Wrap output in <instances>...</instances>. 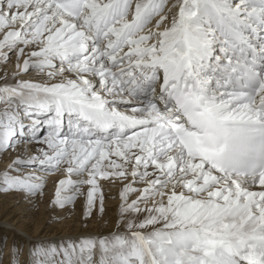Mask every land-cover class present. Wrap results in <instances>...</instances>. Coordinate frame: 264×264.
I'll list each match as a JSON object with an SVG mask.
<instances>
[{"label": "snow or ice", "instance_id": "obj_1", "mask_svg": "<svg viewBox=\"0 0 264 264\" xmlns=\"http://www.w3.org/2000/svg\"><path fill=\"white\" fill-rule=\"evenodd\" d=\"M247 158H264V0H0V194L117 217L26 264H264Z\"/></svg>", "mask_w": 264, "mask_h": 264}, {"label": "rangeland", "instance_id": "obj_2", "mask_svg": "<svg viewBox=\"0 0 264 264\" xmlns=\"http://www.w3.org/2000/svg\"><path fill=\"white\" fill-rule=\"evenodd\" d=\"M0 166H2V165H0ZM49 187L50 188L52 187L51 182L49 184ZM13 194H15V193H13ZM15 198H18V199H15ZM49 198H50V196H49ZM49 198H46L41 203L39 211H37L35 214V215L39 216L40 213H45L41 217H44L45 215H47V217L45 216L43 218L44 222L42 224V229L40 231L38 230L37 234L35 235L36 239L34 240V243L37 241H42V240L59 241L61 239H68V238H72V237H73V239H75L74 237L79 238L82 235L90 234L92 231L97 230L99 227H101L100 231H102V232H100V231H99L100 233L95 232L96 234L108 235L109 233L113 232V231L110 232L109 230H106V229H108L107 228L108 224L104 225V223H101V222H100V224H97L95 218L88 219L87 220V226H82L85 222V219L83 218V208H82V211H80L79 213L77 211H74L71 209L70 210L71 211L70 216H65V218L63 220L56 222V223L52 224L51 226H49L48 224H46V221L48 220L50 213H55L58 216H64V213L69 212V211H67L68 209H64L63 211L55 209V208L49 209L48 208V199ZM109 201H111V200H109ZM23 202H24V200L21 197L19 198V197H16L14 195H11L10 199L9 198L3 199V204L4 205L6 204L7 205L6 207L9 209V211H8L9 215L12 218L17 219L16 223H17L18 227H20L23 230H28L30 233L34 234L35 232L33 230V225L35 224V222H34V220H32V214H31L32 211H29L28 210L29 209L28 204L24 205ZM78 207H79V205L76 206V210ZM111 215H113V213H111L110 216ZM41 217L38 219H41ZM10 218L8 220H10ZM113 218L116 219V216H114ZM67 222H71L72 224L69 226V225H67ZM76 227L79 228L78 229L79 231H84V234L83 233H73L71 231V229H76ZM115 229H116V227H115ZM121 230H123V229H121ZM6 231H7V228H2V227L0 228V240H2L3 237L8 236L7 233L4 235V233ZM8 232H11L15 236L13 244L22 248V254L20 256V264H26L27 257H25V259H26L25 260L24 259L25 253L23 251L25 249V246H26L25 241L23 240L21 235L14 233L12 230L9 229ZM46 233H48V234L46 235ZM85 233H87V234H85ZM65 234H67V235H65ZM62 235H65V237L60 238V236H62ZM40 236H42V237H40ZM7 242H8V237H7ZM6 247H7V244L2 249H0V251H2V262H3V264L5 263L4 254H5ZM9 264H11V263H9Z\"/></svg>", "mask_w": 264, "mask_h": 264}, {"label": "bare ground", "instance_id": "obj_3", "mask_svg": "<svg viewBox=\"0 0 264 264\" xmlns=\"http://www.w3.org/2000/svg\"><path fill=\"white\" fill-rule=\"evenodd\" d=\"M11 195H14L16 197H19L20 198V195L19 194H8V195H4V194H0V228H7V231L4 233V235L7 233L8 234V242H7V247H6V250H5V254H4V258H5V263L4 264H9L11 263V260H12V246H13V241H14V238L15 236L11 233V232H8V230H12L14 233L16 234H19L21 235V237L23 238V240L25 241V249L23 250L24 253H25V256H24V259L25 257L28 256V249L29 247L34 243V240L36 239V234L38 232V230L40 231L42 229V224L44 222V217L47 215H45L44 217H41L43 216V214L45 213H40L39 216L41 217V219H38L40 218L38 215H35L36 212L32 211V220H34L35 224L33 225V230H34V234L30 233L28 230H23L21 229L20 227H18L17 223H16V220L15 218H12L10 215H9V209L6 207L7 205L3 204V199L5 198H9L11 197ZM15 199H18V198H15ZM13 200V199H12ZM109 206H112L114 204H117L118 203V200H111V201H107L106 202ZM24 205H26L25 202H23ZM79 207L77 208L76 210V207L75 209H72L74 211H77L78 213L80 211H82V202H78ZM71 209H68L67 211H70ZM71 212V211H70ZM47 213V212H46ZM116 216L115 212H113V215H111V219H110V222L108 223V229L106 230H109L110 232L111 231H116L115 227H116V219H114L113 217ZM11 217V218H10ZM10 218V220H8ZM117 218V217H116ZM31 219V218H30ZM74 221V220H73ZM97 223V222H96ZM101 223H103V221H101ZM29 224V223H28ZM72 223L71 222H67V225H71ZM100 224V223H99ZM105 225V224H104ZM107 225V224H106ZM101 226V225H100ZM79 228L76 227V229H71V231L73 233H83L84 234V231H79L78 230ZM101 227H99L97 230L95 231H92L91 233L93 234H96L95 232L97 233H100L102 231H100ZM121 230V229H120ZM100 231V232H99ZM46 232V231H45ZM48 233H46L47 235ZM87 234V233H85ZM67 235V234H65ZM65 235H62L60 236V238L62 237H65ZM42 237V236H40ZM56 237V236H55ZM73 238V237H72ZM74 238H77V237H74ZM29 244V245H28ZM26 260V259H25Z\"/></svg>", "mask_w": 264, "mask_h": 264}]
</instances>
